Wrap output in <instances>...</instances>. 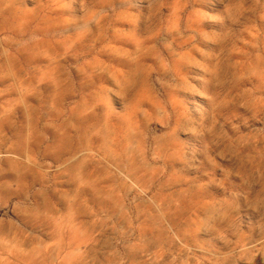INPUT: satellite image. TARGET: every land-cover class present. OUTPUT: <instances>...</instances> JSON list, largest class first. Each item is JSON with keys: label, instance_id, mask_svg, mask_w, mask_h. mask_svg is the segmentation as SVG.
<instances>
[{"label": "rangeland", "instance_id": "374dc122", "mask_svg": "<svg viewBox=\"0 0 264 264\" xmlns=\"http://www.w3.org/2000/svg\"><path fill=\"white\" fill-rule=\"evenodd\" d=\"M264 0H0V264H264Z\"/></svg>", "mask_w": 264, "mask_h": 264}, {"label": "crops", "instance_id": "0c3cea01", "mask_svg": "<svg viewBox=\"0 0 264 264\" xmlns=\"http://www.w3.org/2000/svg\"><path fill=\"white\" fill-rule=\"evenodd\" d=\"M228 232H264V230H262L260 224H257L255 226H253L252 228L249 229H238V228H232L230 230H227Z\"/></svg>", "mask_w": 264, "mask_h": 264}]
</instances>
